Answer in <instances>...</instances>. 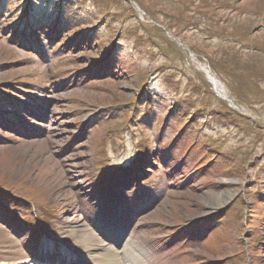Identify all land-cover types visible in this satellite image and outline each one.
<instances>
[{
	"label": "rangeland",
	"instance_id": "1",
	"mask_svg": "<svg viewBox=\"0 0 264 264\" xmlns=\"http://www.w3.org/2000/svg\"><path fill=\"white\" fill-rule=\"evenodd\" d=\"M27 4L0 0V264H32L33 216L94 264H264V0Z\"/></svg>",
	"mask_w": 264,
	"mask_h": 264
},
{
	"label": "bare ground",
	"instance_id": "2",
	"mask_svg": "<svg viewBox=\"0 0 264 264\" xmlns=\"http://www.w3.org/2000/svg\"><path fill=\"white\" fill-rule=\"evenodd\" d=\"M205 71H207V73L209 74V79H210V82H211V84H212V86H213V88L214 89H216L218 92H220V94H221V96H223V97H226L227 96V94H225V92H224V90H223V88H222V86H221V82H220V80L218 79V78H216V76H214V74L213 73H211L210 71H208L207 69H206V67L205 66H201ZM228 200V199H227ZM227 200H225V201H220V203H218L219 205L218 206H221V205H223ZM207 212H203V213H201V214H206ZM107 232H109V233H112L111 232V230H107ZM110 237V236H109ZM47 251V250H46ZM129 251H126V253H128ZM59 253H61V252H53L52 254V256L50 255V254H48V256L49 257H52L53 259L51 260V262H52V264H65L64 263V259H62V257H65L66 256V254H61V255H59ZM58 255V256H57ZM128 255V254H127ZM118 258H122L123 260H120L119 259V261H111V260H101L100 262H99V264H132V261H134V259L132 258V259H130V257L129 258H127V257H124L123 258V256H121L120 255V257H118L117 256V259ZM70 260H72L71 258H69V261ZM103 261V262H102ZM1 264H7V263H1ZM22 264V263H21ZM68 264H71V262H69ZM74 264H91V261H88L87 262V260H83V259H79V258H77V261L74 263ZM93 264V263H92Z\"/></svg>",
	"mask_w": 264,
	"mask_h": 264
},
{
	"label": "trees",
	"instance_id": "3",
	"mask_svg": "<svg viewBox=\"0 0 264 264\" xmlns=\"http://www.w3.org/2000/svg\"><path fill=\"white\" fill-rule=\"evenodd\" d=\"M145 98L147 99L148 97H145ZM134 102L136 103V100H135ZM172 113H173V112H172ZM172 113H171V114H172ZM188 121H189V120H188ZM191 121H192V119H191ZM188 123H189V122H187V120H186V121L183 123V126H181V128H182V127H186V126L188 125ZM181 128H179V129H181ZM183 131H184V129H182V131H180V133H178V135H177V138H178V139L182 138L181 135L183 134ZM196 143H197V142L194 143V146L196 145ZM204 144L206 145V143H204ZM168 145H169V144H167V146H168ZM165 147H166V146H165ZM145 149H146V151H145V153H144V157H147V156L150 154V153H149L150 151H147L148 148H147L146 146H145ZM158 150H159V149H158ZM209 151H210V150H209ZM159 152H160L161 154L163 153L162 151H159ZM185 153H186V154H185ZM185 153H184L185 156H186V155L189 156V155H190V150H189L188 148H186ZM182 156H183V155H182ZM182 156H181V157H182ZM203 159H204V162H203V164H202L200 167H202V166L204 165V163L208 162L209 159H211V158H207L206 154H204V158H203ZM179 160H180L181 163L184 162L182 158L179 159ZM180 168H181V167H180Z\"/></svg>",
	"mask_w": 264,
	"mask_h": 264
}]
</instances>
